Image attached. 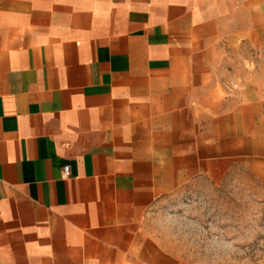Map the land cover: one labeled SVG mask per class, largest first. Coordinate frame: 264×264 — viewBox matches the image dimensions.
<instances>
[{
	"label": "crops",
	"instance_id": "crops-1",
	"mask_svg": "<svg viewBox=\"0 0 264 264\" xmlns=\"http://www.w3.org/2000/svg\"><path fill=\"white\" fill-rule=\"evenodd\" d=\"M237 168L264 186V0H0V264H186L154 209Z\"/></svg>",
	"mask_w": 264,
	"mask_h": 264
},
{
	"label": "rangeland",
	"instance_id": "rangeland-1",
	"mask_svg": "<svg viewBox=\"0 0 264 264\" xmlns=\"http://www.w3.org/2000/svg\"><path fill=\"white\" fill-rule=\"evenodd\" d=\"M152 214L154 230L186 264H264V186L250 170L237 168L218 181L201 178Z\"/></svg>",
	"mask_w": 264,
	"mask_h": 264
},
{
	"label": "built area",
	"instance_id": "built-area-1",
	"mask_svg": "<svg viewBox=\"0 0 264 264\" xmlns=\"http://www.w3.org/2000/svg\"><path fill=\"white\" fill-rule=\"evenodd\" d=\"M70 174H71L70 167H69V166L65 167V168H64V178L69 177Z\"/></svg>",
	"mask_w": 264,
	"mask_h": 264
}]
</instances>
